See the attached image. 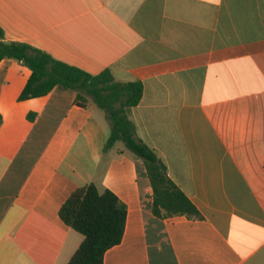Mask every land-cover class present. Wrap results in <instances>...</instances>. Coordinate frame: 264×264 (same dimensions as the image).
I'll use <instances>...</instances> for the list:
<instances>
[{"label":"crops","instance_id":"crops-1","mask_svg":"<svg viewBox=\"0 0 264 264\" xmlns=\"http://www.w3.org/2000/svg\"><path fill=\"white\" fill-rule=\"evenodd\" d=\"M7 41L119 82L141 81L135 136L204 216L160 219L142 160L98 108L0 62V264H68L84 236L60 217L96 182L128 208L105 264H264V0H0ZM121 146V147H120Z\"/></svg>","mask_w":264,"mask_h":264},{"label":"trees","instance_id":"trees-1","mask_svg":"<svg viewBox=\"0 0 264 264\" xmlns=\"http://www.w3.org/2000/svg\"><path fill=\"white\" fill-rule=\"evenodd\" d=\"M14 59L27 66L30 74L19 100L48 95L56 87L77 93L81 107L103 110L111 123L105 150L121 144L123 150L143 161L153 190V213L160 219L185 216L203 220L204 216L185 192L169 176L167 166L155 150L135 136L132 109L142 97L141 81L119 82L111 69L98 74L55 59L50 54L21 41H7L0 27V62ZM3 117L0 114V126ZM120 146V147H121ZM127 205L110 189L96 182L76 189L60 209L61 219L84 236L68 264H105L106 252L119 245L125 233Z\"/></svg>","mask_w":264,"mask_h":264},{"label":"rangeland","instance_id":"rangeland-1","mask_svg":"<svg viewBox=\"0 0 264 264\" xmlns=\"http://www.w3.org/2000/svg\"><path fill=\"white\" fill-rule=\"evenodd\" d=\"M121 145V144H120Z\"/></svg>","mask_w":264,"mask_h":264}]
</instances>
